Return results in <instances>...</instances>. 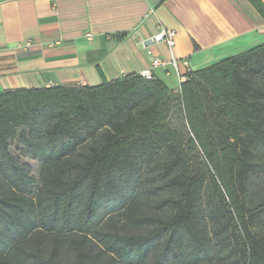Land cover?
I'll list each match as a JSON object with an SVG mask.
<instances>
[{
	"label": "trees",
	"instance_id": "trees-1",
	"mask_svg": "<svg viewBox=\"0 0 264 264\" xmlns=\"http://www.w3.org/2000/svg\"><path fill=\"white\" fill-rule=\"evenodd\" d=\"M188 77L1 93L0 264H264V44Z\"/></svg>",
	"mask_w": 264,
	"mask_h": 264
},
{
	"label": "crops",
	"instance_id": "crops-1",
	"mask_svg": "<svg viewBox=\"0 0 264 264\" xmlns=\"http://www.w3.org/2000/svg\"><path fill=\"white\" fill-rule=\"evenodd\" d=\"M161 27L177 31L173 53L191 72L264 44V19L248 0H0V94L96 87L150 70L177 91L171 66L152 69L171 58L169 47L142 45Z\"/></svg>",
	"mask_w": 264,
	"mask_h": 264
},
{
	"label": "rangeland",
	"instance_id": "rangeland-1",
	"mask_svg": "<svg viewBox=\"0 0 264 264\" xmlns=\"http://www.w3.org/2000/svg\"><path fill=\"white\" fill-rule=\"evenodd\" d=\"M169 127L185 134L186 136L185 148L191 157V161H192L195 171L197 172V174H201L205 172L206 169H205L203 162L205 161L206 158L199 145H197L196 148H192V149L190 148V145L188 143L189 142L188 138L189 136L193 137V135H191V133L189 132V128L185 121V117H183V113L180 109H178L175 112L172 120L169 123ZM35 174L38 175V166L35 170ZM143 231H144L143 228H138L134 226H126L120 229L121 233H124L127 235L140 234ZM53 246H54V243L51 241V239H47V241H44V243L41 244L40 246L39 245L32 246L30 249L37 250L41 253L43 257L48 258L52 252ZM61 246H59V256L56 259V264H76L75 252L73 251L74 249L71 248L70 245L68 247L64 245H61ZM86 247L90 249L92 246L91 244H88ZM93 250L96 251L97 248L93 246ZM101 261L103 263H106L108 259L107 257H103Z\"/></svg>",
	"mask_w": 264,
	"mask_h": 264
},
{
	"label": "built area",
	"instance_id": "built-area-1",
	"mask_svg": "<svg viewBox=\"0 0 264 264\" xmlns=\"http://www.w3.org/2000/svg\"><path fill=\"white\" fill-rule=\"evenodd\" d=\"M87 38L91 39V35H87ZM176 38H177L176 30L161 27L155 36L144 40L142 45L145 49H150L157 44L167 45L169 49L171 50V58L169 60H162L160 58L155 59L152 63V69L154 70V69L161 68V67L171 66L180 79V85H182L189 78L188 76H189V73L191 72L189 69L190 63L186 58L180 59L174 55L173 49L176 46ZM32 45L33 44L29 41V42H26V44L24 45H20L19 47L20 49L27 50L30 47H32ZM0 52H1V48H0ZM182 70H185L186 72L182 73ZM141 76L145 80H152L154 78V74L152 70L142 72ZM80 86H85V85L80 84ZM52 87H56V85L51 83L48 85L47 88H52Z\"/></svg>",
	"mask_w": 264,
	"mask_h": 264
}]
</instances>
